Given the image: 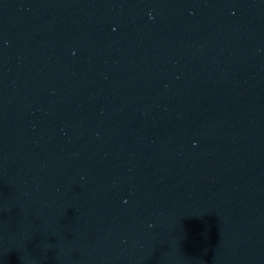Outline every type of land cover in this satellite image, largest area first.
Instances as JSON below:
<instances>
[{
    "label": "water",
    "instance_id": "water-1",
    "mask_svg": "<svg viewBox=\"0 0 264 264\" xmlns=\"http://www.w3.org/2000/svg\"><path fill=\"white\" fill-rule=\"evenodd\" d=\"M0 264H264V0H0Z\"/></svg>",
    "mask_w": 264,
    "mask_h": 264
}]
</instances>
